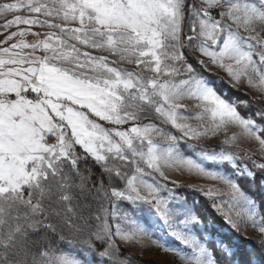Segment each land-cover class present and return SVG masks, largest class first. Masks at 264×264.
<instances>
[{
	"label": "snow or ice",
	"instance_id": "obj_1",
	"mask_svg": "<svg viewBox=\"0 0 264 264\" xmlns=\"http://www.w3.org/2000/svg\"><path fill=\"white\" fill-rule=\"evenodd\" d=\"M0 19V264H124L117 238L264 264V238L233 235L264 237V0H0ZM163 169L217 182L191 190L225 227Z\"/></svg>",
	"mask_w": 264,
	"mask_h": 264
},
{
	"label": "rangeland",
	"instance_id": "obj_2",
	"mask_svg": "<svg viewBox=\"0 0 264 264\" xmlns=\"http://www.w3.org/2000/svg\"><path fill=\"white\" fill-rule=\"evenodd\" d=\"M11 17H12V14H8V18L10 19ZM0 23H3L2 19H0ZM20 27L22 28L25 26L21 25ZM11 30L14 31L16 29L14 27ZM2 39H4V37L0 36V40ZM27 39L31 40L33 39V37L29 36L27 37ZM216 75L223 76V73H216ZM225 79L227 78L225 77ZM241 91L244 92L247 90L244 88H241ZM248 94L253 98V100L257 98L256 95L252 92H249ZM156 139L160 140L161 138L157 137ZM199 143L205 147H209L212 143H215V141L202 140V141H199ZM240 147L248 148L249 146L247 143H242ZM193 158L198 161L200 159L198 156H193ZM203 163H205L206 165H209L212 162L204 161ZM212 167H215V165H212ZM163 171L165 172V175L168 178L169 188H173L172 182L182 185V187L178 189H174V191H178L181 196H187L189 200V205H191L193 200L199 201L198 211L201 213L202 217L204 218L205 223H211L208 217L209 215H212V216H215L217 219H219L220 222H222V225H220V228L225 227L222 219L215 213L213 208L210 206L211 204L210 200L203 197L199 192L191 190V186L193 185H205L206 186L208 184H216L217 182L206 180L203 177L197 176L195 173H189L183 170L178 171V170H173V169H163ZM154 175L158 177V174H154ZM147 179L149 180V182H151L152 177H147ZM245 190H247L246 186H245ZM252 194L257 195V198H258L257 193H252ZM134 215H135L136 220L140 224L151 227V223L148 220L147 216L142 215L139 212H134ZM233 235H235L236 240H238L239 238H243L247 244H250L251 242H254V241L258 243L260 239L264 238L261 236V234L258 232L257 229L252 228L250 226L244 227L243 224L241 225L240 232L238 234L234 233ZM155 237L161 238L162 242H166L169 245H177L181 249L186 247L182 245L180 242L174 241L169 236L165 235L163 232H160V231L155 232ZM117 242L120 244V246L123 247V249L127 251V253L125 254V256H127V259L124 260V264L127 262L128 258L131 256L140 258V259H148V260L156 261L157 263H159L162 260L170 259L173 256V253H165L162 250L158 251L156 246L152 245L150 240H147V239L142 240L139 243L137 242L126 243V242L120 241L119 238H117Z\"/></svg>",
	"mask_w": 264,
	"mask_h": 264
},
{
	"label": "trees",
	"instance_id": "obj_3",
	"mask_svg": "<svg viewBox=\"0 0 264 264\" xmlns=\"http://www.w3.org/2000/svg\"><path fill=\"white\" fill-rule=\"evenodd\" d=\"M221 87L227 88V84L222 85ZM230 95H232L231 91H230ZM235 95H239V93H236ZM249 97L251 99H253L250 95H249ZM208 218H209V221H211V222L215 221L216 222L217 228H220V225H222V222H220V220L217 219L215 216L209 215ZM236 243L239 244L242 249H247V251H249V252L258 251V248H259L257 242L254 241V242H251L250 244H247L244 241L243 238H239L238 240H236ZM120 247L123 249L122 246H120ZM123 250L124 251H123V253L121 255L122 256H125V254L127 253V251L125 249H123ZM125 264H159V263H157L156 261H152V260H148V259H140V258H136V257H132L131 256V257L128 258V260H127V262Z\"/></svg>",
	"mask_w": 264,
	"mask_h": 264
}]
</instances>
